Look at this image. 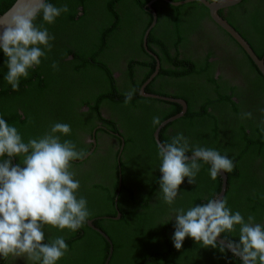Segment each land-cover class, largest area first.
<instances>
[{
  "label": "trees",
  "instance_id": "1",
  "mask_svg": "<svg viewBox=\"0 0 264 264\" xmlns=\"http://www.w3.org/2000/svg\"><path fill=\"white\" fill-rule=\"evenodd\" d=\"M13 1L0 0V13ZM147 1L44 0L33 18L0 46V225L8 222L12 208L1 200L2 189L6 185H19L17 177L31 169L32 160L48 159L51 150L72 158L82 154L83 151L72 154L63 146L75 141L73 127L80 128L75 120L76 108L82 103L99 118L98 107L103 100L99 89L103 78L106 80L103 89H108L110 79L105 61L109 52L98 58L96 48L107 42L109 32L115 37L114 32L121 26L133 28L132 21L127 19L135 15L132 5L143 8ZM157 2L163 9L194 4L200 14L206 12V7L197 0L177 6L155 0L152 6ZM114 4L119 7L113 8ZM226 10L228 15L224 19L234 29L241 27L237 28L238 33L264 62V0H241ZM217 12L222 17L221 8ZM148 23L140 29V38ZM153 28L147 33V45ZM164 28L167 29L165 25ZM171 32L163 34L169 38ZM236 46L242 53L240 67L249 69L252 75L245 78L247 85L240 96L236 94L238 100H232L225 89L208 87L202 81L192 83V90L169 96L182 98L187 109L159 129L158 139L173 157L202 150L215 155L226 175V184L207 226L253 264H264V100L258 99L264 94V79ZM139 48L150 61L131 59L133 66L151 63L148 71L140 73V84L153 71L154 61L140 43ZM175 54L172 60L167 50L157 54V72L144 89L168 96L163 89H150L151 83L167 76L183 85L187 76L199 74V67L196 71L189 70L178 63ZM183 60L192 64L186 57ZM200 77L211 82L215 78L210 72ZM90 91L93 104L88 98ZM114 97H106L110 100L106 108L108 112L113 110L124 125L127 113L124 110L129 104ZM130 99L128 102L141 101L155 115L144 117L138 113L141 118L132 115L126 118L129 127L125 124L121 133V156L116 162L115 151L112 161L102 166L98 183L92 184L91 195L95 200L88 206L92 209L90 213L83 202L85 196H78L71 208L63 193H57L49 201L47 218L52 215L53 220L45 222L49 230L36 238L32 254L37 262L30 263L103 264L108 243L87 225L85 218H92L111 242L107 264H244L199 229L204 210L219 190L220 177L212 160L199 156L170 162L153 139L158 123L180 111L181 105L138 95ZM246 101L258 109L249 108ZM157 104L169 107L163 109ZM259 112L262 120L255 118ZM86 116L90 115L84 117L89 120ZM41 148V153L35 156ZM116 213L119 217L113 218ZM35 222L38 223L35 231L42 232L44 221ZM51 223L58 226L60 223L56 232ZM9 227L10 231L18 228L23 239L31 236L23 237L20 224L12 223ZM2 240L4 235L0 236Z\"/></svg>",
  "mask_w": 264,
  "mask_h": 264
},
{
  "label": "flooded vegetation",
  "instance_id": "2",
  "mask_svg": "<svg viewBox=\"0 0 264 264\" xmlns=\"http://www.w3.org/2000/svg\"><path fill=\"white\" fill-rule=\"evenodd\" d=\"M147 2H145L143 8L131 4L133 7L132 11L135 12V15L127 19L132 21L130 24L133 25V28L131 26L129 28L123 26V32V27L121 26L117 32H114L115 37L112 36L113 33L109 32L107 42L103 44V41L101 43L103 45L100 48L98 45L96 48V53L99 54L98 58L109 52L106 55L108 59H105V61L110 79H108V89H103L106 83L105 78H103L102 82L100 81L101 88L99 87V91L101 94L103 93V97L100 99L103 100L98 107L100 114L99 118L90 110L87 104L82 103L76 108L77 113L75 115L77 116L75 120H77V124L80 125V128H74L72 126V137L75 141L74 143L65 144L63 146L70 150L72 154L83 151L82 154L76 158H72L65 154L57 153L55 150H51V155H48V159L32 160L33 166L31 169L23 172L17 177V179L21 181L19 185L14 184L12 186L6 185L3 187L2 191H4L5 194L3 193L1 200L12 205V208L11 215L7 218L8 222L0 225V231L3 232L0 236L4 235V240L0 241V264H31L30 262H37L35 256L32 254L37 246L34 242L36 238H40L42 234L49 230L45 226V222L50 219L51 221L53 220L52 215L49 219L47 218L50 205L49 201L53 200L57 193H63L66 196V204L69 208L75 205L78 196L87 197L83 202L86 206V210L90 213L92 209H89L88 206L91 207L95 200L91 195L92 184L98 183L99 175L102 174V166L112 161V154L115 151L116 155L113 159L116 162L121 156H119L123 145L121 133L124 132L125 124L127 128L129 127L126 118L130 117L129 115H132L131 117H137L139 114L144 117L155 115L151 108L147 107V105H143L139 100L128 102L131 101L130 98H132V95L150 98L149 96H143L141 94V89L148 94H158L154 92L151 93L144 89L149 81L145 83L142 88L141 84L143 82L140 84L138 82L140 73L145 70L148 71L149 68L147 67H149L151 63L148 65L142 63V65L136 64L133 66L132 62V60L141 61V59L145 62L150 61L148 57L143 55L139 48L140 43L143 51H145L142 45V37L140 38L139 32L143 24H147L149 20L151 21V11L154 12L155 19L153 25L150 27V29L152 27L154 28L149 37V45L146 44L145 40L147 50L155 57L157 54L161 53V51L167 50L170 60H172L171 56L176 53L174 56L179 64L188 66L189 70L194 69L195 71L197 67H199V74L187 76L188 79L185 80L183 85L176 84L173 78L162 76L160 79H156L151 83L150 89H163L166 91V94H169V97L172 96L174 92L192 90V83L202 81L208 87L225 89L226 94L231 96L232 100L237 101L236 94L240 96L246 88L247 82L245 78L248 79L252 77V75L249 74V69L247 71V68L240 67L242 53L238 50V47L234 44L232 39L210 19L207 9L206 12L202 14H200L199 8H196L194 4L192 7H167V9H163V5L158 2L154 3V7L151 2L149 9L146 6ZM118 7V4L113 5V8ZM227 7H221L223 19L225 18L224 16L228 15L226 10ZM227 23L229 24V22ZM164 25L168 30H165ZM237 28L240 29L241 27ZM237 28H235V30L238 32ZM125 30L131 31L127 32ZM163 32H171L169 33V38L166 34H163ZM121 40L125 41V43H122ZM145 53L153 59L155 65L156 61L154 57L146 51ZM262 56H264V53ZM69 57L70 56L67 55L66 59ZM184 57L191 61L192 64H188V62L183 60ZM156 59L157 65H159V60L157 57ZM164 64L168 66V63L165 62ZM209 72L215 77L214 82L207 79L204 80V78L200 77V75L204 76V74H208ZM99 76L100 78L102 77L100 72ZM105 76L106 74L103 75V77ZM129 88L134 92H131ZM233 91L234 93H232ZM92 93L93 92L90 91V95H88L90 104H93L94 99ZM106 95H114V99L117 100L123 98L121 99L122 102L129 104L124 110V113L127 112L125 114V121L123 120L124 125L120 117H117V114L114 113L113 110L108 112L106 106H109L110 100L106 99V97H108ZM258 99L259 101L264 100V94ZM246 104L249 108L258 109V107L250 101H246ZM138 106L140 107L139 109ZM157 107L166 109L169 106H164V104L160 106L157 104ZM86 114L90 115L86 116L89 120L84 119ZM139 118L141 117L139 116ZM255 118L262 120L260 112L255 115ZM41 150L43 149L37 150L35 156H38ZM10 179H14V177H10ZM71 198L74 199V202ZM28 218L33 219L32 223L28 222ZM85 219L89 228L95 230L89 225V222H91V224L97 227L93 219ZM34 220L44 221L42 232L35 231L38 227V223ZM12 223H14V226L20 224L23 237L31 236L27 239L21 238L17 232L18 228L15 227L10 231L9 224ZM262 224L264 225V221ZM52 227L53 231L56 232L60 227V223L59 226L52 224ZM79 228L81 227L79 226ZM81 232L84 233L83 228H81ZM97 233L101 236L99 232Z\"/></svg>",
  "mask_w": 264,
  "mask_h": 264
},
{
  "label": "water",
  "instance_id": "3",
  "mask_svg": "<svg viewBox=\"0 0 264 264\" xmlns=\"http://www.w3.org/2000/svg\"><path fill=\"white\" fill-rule=\"evenodd\" d=\"M153 0H149L146 3L147 8L150 9V4ZM169 5H179L183 4L185 2L193 1V0H178V1H171V0H162ZM200 3H202L204 6H206L208 10V14L211 17V19L221 27L222 30L227 32L231 38L235 41V43L243 50V52L248 56L250 61L255 65L258 72L261 74V76L264 79V64L262 61V58H258L247 42L224 20L221 18L220 15L217 13L218 8H225L227 6L234 5L238 3L241 0H197ZM44 0H14L10 6L5 9L2 13H0V46L6 42L9 38H11L15 33H17L20 29H22L30 20L31 18L36 14V12L39 10L41 5L43 4ZM152 19L149 23V25L145 28L143 34H142V45L144 50L152 55L145 46V38L147 35V32L149 28L153 25L155 14L153 11H151ZM156 61V64L154 66V70L150 73V75L147 77V79L141 84V88L144 86L145 83H147L151 77L154 76V74L157 71V59L154 55H152ZM140 88V89H141ZM141 94L143 96H149L152 98H158L161 100H166L170 102H175L181 105V110L178 111L176 114L167 117L166 119L160 121L158 125L153 130L152 136L155 141V144L160 149L162 154L170 161V162H183L187 160H191L194 158H197L199 156H207L210 158L216 168V171L220 177V184H219V190L215 195V198L212 199V201L208 204L207 208L204 210V213L202 214V218L199 222V229L202 233H205L208 235L209 238L214 240L215 243L221 245L224 247L228 252L232 253L234 256H236L239 260H241L244 264H253V262L240 250H238L236 247H234L229 242L225 241L223 238H221L219 235H217L213 230L209 229L207 226V220L212 214V211L216 208L218 203L220 202L224 190H225V184H226V175L224 171L222 170L220 164L218 163L215 155L207 150L199 151L198 153L189 154L184 157H173L169 154V152L163 147V145L160 143L158 139V131L159 129L165 125L167 122L172 121L180 116L183 115V113L186 111L187 105L185 101L182 98H174V97H168L164 95H158V94H148L145 93L143 89H141ZM118 214H116L115 218H118ZM89 222V221H88ZM89 225L93 227L97 232L101 234V236L106 240L108 243V252L107 256L104 259L103 264H107L110 253H111V243L106 234L91 224L89 222Z\"/></svg>",
  "mask_w": 264,
  "mask_h": 264
},
{
  "label": "clouds",
  "instance_id": "4",
  "mask_svg": "<svg viewBox=\"0 0 264 264\" xmlns=\"http://www.w3.org/2000/svg\"><path fill=\"white\" fill-rule=\"evenodd\" d=\"M154 1V0H153ZM152 1V2H153ZM199 2V1H198ZM240 2V1H239ZM200 3V2H199ZM168 4V3H167ZM202 4V3H201ZM237 4V3H236ZM180 5V4H179ZM42 6V5H41ZM173 6V5H172ZM177 6V5H176ZM206 7V6H205ZM229 7V6H228ZM207 9V8H206ZM219 9V8H218ZM207 13H208V10H207ZM218 13V12H217ZM218 15H220V14H218ZM208 16H209V14H208ZM221 16V15H220ZM210 17V16H209ZM33 18V17H32ZM31 18V19H32ZM222 18V17H221ZM210 19H211V17H210ZM223 19V18H222ZM212 20V19H211ZM213 21V20H212ZM214 22V21H213ZM215 23V22H214ZM216 24V23H215ZM217 25V24H216ZM230 25V24H229ZM219 28H221L219 25H217ZM231 26V25H230ZM232 27V26H231ZM233 28V27H232ZM150 29V28H149ZM234 29V28H233ZM222 30V29H221ZM235 30V29H234ZM149 31V30H148ZM223 32H225L224 30H222ZM236 31V30H235ZM237 32V31H236ZM148 33V32H147ZM230 38H231V36L227 33V32H225ZM238 33V32H237ZM239 34V33H238ZM240 35V34H239ZM147 36V35H146ZM241 36V35H240ZM242 37V36H241ZM243 38V37H242ZM146 39V38H145ZM232 39V38H231ZM244 39V38H243ZM245 40V39H244ZM232 41L235 43V41L232 39ZM246 41V40H245ZM247 42V41H246ZM236 44V43H235ZM248 44V43H247ZM237 45V44H236ZM250 47V46H249ZM147 49V48H146ZM252 50V49H251ZM254 53V52H253ZM255 54V53H254ZM256 55V54H255ZM262 58V57H261ZM264 64V63H263ZM155 66V65H154ZM158 66L159 65H157V69H158ZM153 70H154V68H153ZM157 72V71H156ZM155 75V74H154ZM161 100V99H160ZM170 102V101H169ZM186 103V102H185ZM187 109V108H186Z\"/></svg>",
  "mask_w": 264,
  "mask_h": 264
}]
</instances>
